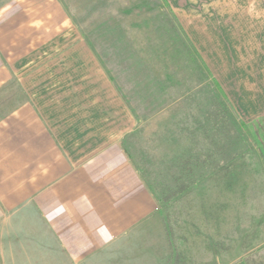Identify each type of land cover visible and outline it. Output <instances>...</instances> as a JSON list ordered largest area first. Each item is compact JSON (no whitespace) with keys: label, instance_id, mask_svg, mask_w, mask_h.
Segmentation results:
<instances>
[{"label":"rangeland","instance_id":"obj_1","mask_svg":"<svg viewBox=\"0 0 264 264\" xmlns=\"http://www.w3.org/2000/svg\"><path fill=\"white\" fill-rule=\"evenodd\" d=\"M253 1L34 0V19L65 20L96 54L135 119L121 144L162 229L119 264H165L174 249L180 264H264V93L238 59Z\"/></svg>","mask_w":264,"mask_h":264},{"label":"crops","instance_id":"obj_2","mask_svg":"<svg viewBox=\"0 0 264 264\" xmlns=\"http://www.w3.org/2000/svg\"><path fill=\"white\" fill-rule=\"evenodd\" d=\"M253 2L239 74L261 77L254 90L264 93V0ZM62 21L34 19V0L0 5V264H119L136 236L162 229L121 144L132 111ZM254 107L264 117V95Z\"/></svg>","mask_w":264,"mask_h":264},{"label":"trees","instance_id":"obj_3","mask_svg":"<svg viewBox=\"0 0 264 264\" xmlns=\"http://www.w3.org/2000/svg\"><path fill=\"white\" fill-rule=\"evenodd\" d=\"M217 86V85H216ZM219 89V93H220V95L223 97V98H225V95H224V93L222 92V90L220 89V88H218ZM184 174V177L186 178H189V175L191 174H193L192 172H190L189 170H187V172L186 171H183V173H182V175ZM188 174V175H187ZM195 174V173H194ZM192 180V179H191ZM186 187H183L182 189H181V191H183L184 189H185ZM181 191H179V192H181ZM166 234L168 235V231H170L169 229H168V227H166ZM167 239H168V243H169V246L170 247H172L171 245V242L169 241V239H170V237H169V235L167 236ZM172 249H173V247H172ZM179 256H178V254H177V252H176V250L174 249V251H173V253L172 254H170L169 256L167 255V256H165V259H164V262H165V264H180V262L178 261L179 259Z\"/></svg>","mask_w":264,"mask_h":264}]
</instances>
